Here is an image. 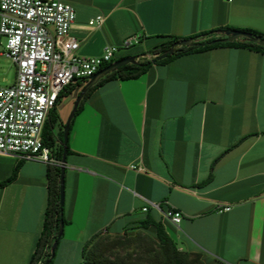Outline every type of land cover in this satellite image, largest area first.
I'll return each instance as SVG.
<instances>
[{"label": "crops", "instance_id": "1", "mask_svg": "<svg viewBox=\"0 0 264 264\" xmlns=\"http://www.w3.org/2000/svg\"><path fill=\"white\" fill-rule=\"evenodd\" d=\"M68 1L71 35L87 57L135 36L139 43L117 57H150L170 37L226 26L264 33V0ZM68 146L67 223L53 264H79L97 233L124 234L149 213L206 264H264V52L216 47L108 80L75 115ZM47 170L0 153V264L30 262L44 228ZM167 208L182 213L178 225L164 219Z\"/></svg>", "mask_w": 264, "mask_h": 264}, {"label": "built area", "instance_id": "2", "mask_svg": "<svg viewBox=\"0 0 264 264\" xmlns=\"http://www.w3.org/2000/svg\"><path fill=\"white\" fill-rule=\"evenodd\" d=\"M75 20V8L68 0H0V46L5 45L0 55L17 68L14 84L0 87L1 154L62 164L42 140L59 95L77 81L87 83L105 64L115 62L119 52L140 41L135 36L122 46L106 45L102 55L83 56L78 52L79 41L71 35ZM103 21L101 15L90 25ZM163 217L175 225L183 218L173 208L164 211Z\"/></svg>", "mask_w": 264, "mask_h": 264}, {"label": "trees", "instance_id": "3", "mask_svg": "<svg viewBox=\"0 0 264 264\" xmlns=\"http://www.w3.org/2000/svg\"><path fill=\"white\" fill-rule=\"evenodd\" d=\"M229 29L236 28L226 26L211 31L197 33L190 37H170L151 49L148 52V54L151 55L150 57H141L145 56L147 53H144L143 55H134L138 59V63H129L103 76L82 98L78 105L76 115L83 108L84 102L90 93L104 82L111 79L137 78L147 72L152 66L166 63L179 56L223 46H243L264 52L263 45L254 43L245 38L229 42L217 41L212 43L213 41L225 38L226 35L224 32ZM237 30L251 33L253 36L261 37L262 40H264V33L261 31L249 28H237ZM184 39H192L199 45L180 46L176 48L173 55H170L163 60L153 62L156 55L163 54L169 50L174 43ZM125 57L128 56L125 55L118 57L115 61ZM112 63L105 64L100 70ZM81 82L82 81H77V83L69 85L61 92L57 105L50 111L43 128V144L50 149L52 156L60 162H62L64 155V134L66 125L60 114V105L66 97L73 94L76 87L80 85ZM74 118L71 121L70 132ZM69 153L70 147L68 146V154ZM18 171L19 165L15 167L12 176L5 183L13 181L18 175ZM61 172V164L48 165L47 176L49 182V195L45 211L44 228L29 264H48L52 255L53 244L58 240L60 222L61 220H64V223H67L65 209L61 206ZM5 183L0 184V186ZM120 248H132V250L125 255H120L117 252ZM54 259L49 264H53ZM81 264H206V262L203 259V254L200 252L181 250L178 243L168 232L166 222L163 218L157 219L149 213L148 216L138 225L132 227L131 231H126L124 234L112 235L108 230L97 233L84 245Z\"/></svg>", "mask_w": 264, "mask_h": 264}, {"label": "water", "instance_id": "4", "mask_svg": "<svg viewBox=\"0 0 264 264\" xmlns=\"http://www.w3.org/2000/svg\"><path fill=\"white\" fill-rule=\"evenodd\" d=\"M224 34L226 35L225 38H223L221 40L213 41L212 43L217 42V41L229 42V41H234L237 39L245 38V39H248L254 43L261 44L264 46V40H262L261 37L253 36L251 33H248V32L240 31L237 29H229V30H226L224 32ZM196 45H199V44L194 42L192 39H184L181 41H177L176 43H174L172 45V47L169 50H167L163 54L156 55L153 62H156L157 60H163V59L167 58L168 56L173 55L176 51V48H178L180 46H196ZM129 63H138V59L135 56H130V57H125L123 59H120L118 61L113 62L109 66L105 67L104 69L98 71L95 75H93V77H91L87 83H81L80 85H78L76 87L75 91L73 92V94L70 95L71 99H75V106H74V109H73V111H72V113H71V115H70V117H69V119L65 125L64 155H63L62 164H61L62 172H61V182H60L61 206L62 207H64V205H65L66 162H67V156H68V143H69L70 126H71L72 119L76 115L78 105H79L80 101L82 100V98L87 94V92L94 85H96L103 76H105L106 74H108L112 71H115L119 67L127 65ZM64 227H65L64 220H61L60 229L58 232V240L55 241V243L53 244L52 255L48 261V264L51 263L52 260L56 256V251H57V248L59 246V240L61 239V237L63 235Z\"/></svg>", "mask_w": 264, "mask_h": 264}, {"label": "rangeland", "instance_id": "5", "mask_svg": "<svg viewBox=\"0 0 264 264\" xmlns=\"http://www.w3.org/2000/svg\"><path fill=\"white\" fill-rule=\"evenodd\" d=\"M4 49H5V45L0 46V50H4ZM16 77H17V68L15 64L7 56L0 55V87L10 86L14 84V82L16 81ZM63 105L65 106L60 107V113H61L63 122L66 124L74 109L75 101H73V99H71L70 96H68L64 99ZM131 250L132 248H128V249L120 248L117 250V252L120 255H125ZM82 259L83 257H81V261L79 264H81ZM57 263H58V258L56 259V262L54 264H57ZM73 264H76V263H73Z\"/></svg>", "mask_w": 264, "mask_h": 264}]
</instances>
